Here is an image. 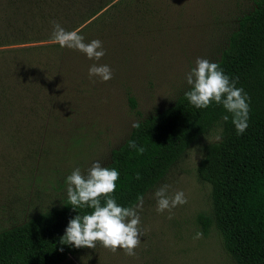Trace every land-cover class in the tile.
Segmentation results:
<instances>
[{
	"label": "rangeland",
	"instance_id": "rangeland-1",
	"mask_svg": "<svg viewBox=\"0 0 264 264\" xmlns=\"http://www.w3.org/2000/svg\"><path fill=\"white\" fill-rule=\"evenodd\" d=\"M131 1V18H100L83 31L85 42L101 40L106 54L95 61L82 53L77 65L66 67L39 94L15 129L0 132V232L61 206L67 176L77 167L87 175L96 161L106 166L134 122L161 112L191 87L186 74L197 57L220 59L240 17L256 5V0ZM94 63L109 65L112 78H89ZM221 132V124L209 128L146 193L138 209L143 236L136 255L97 242L61 264H237L216 226L204 233L199 221L200 214H212L213 202L211 184L198 169L207 145ZM165 184L169 195L183 191L187 203L158 213L154 193Z\"/></svg>",
	"mask_w": 264,
	"mask_h": 264
},
{
	"label": "trees",
	"instance_id": "trees-1",
	"mask_svg": "<svg viewBox=\"0 0 264 264\" xmlns=\"http://www.w3.org/2000/svg\"><path fill=\"white\" fill-rule=\"evenodd\" d=\"M132 7L131 0H0V132L15 129L39 94L61 79L66 67L80 62L78 50L36 44L52 41L53 22L82 35L100 18H131ZM215 62L247 94L244 133L237 134L232 114L222 105L197 109L185 91L169 107L138 121L105 167L119 171L112 194L117 203L134 207L202 134L221 124V139L207 145L198 169L211 184L213 202L212 214H200L199 221L204 233L216 226L237 264H264V0H256L253 10L240 17ZM130 100L137 105L134 97ZM92 211L74 209L66 197L61 206L1 231L0 264H61L79 254L85 247L62 243V237L70 219Z\"/></svg>",
	"mask_w": 264,
	"mask_h": 264
},
{
	"label": "clouds",
	"instance_id": "clouds-1",
	"mask_svg": "<svg viewBox=\"0 0 264 264\" xmlns=\"http://www.w3.org/2000/svg\"><path fill=\"white\" fill-rule=\"evenodd\" d=\"M52 42L58 43L61 47L78 50L90 60L99 61L106 54L101 40L85 42L80 30L67 31L58 22H53ZM195 65L186 74V82L191 86L190 90L185 92L188 101L197 109L207 108L213 102L222 105L232 114V123L237 134L244 133L248 127L250 110L244 89L237 87V81L225 74L217 62L197 57ZM88 75L89 78L96 76L107 82L112 78V70L109 65L94 63L89 67ZM223 119L227 121L229 117L225 115ZM139 126L138 121L132 125L134 128ZM216 139L220 140L221 137L218 135ZM129 146L141 154L144 152V148L138 147L135 141H129ZM201 157L203 158V153ZM119 175L117 169L102 166L100 161H96L88 169L87 175L77 167L67 176L69 204L74 209L88 207L93 211L83 216L78 214L69 220L62 243L76 248L95 249L99 242L112 252L123 249L126 255H136L135 249L139 247L143 236L138 212V209L142 208L143 199L139 197L140 203L134 207L119 205L112 195L116 190ZM168 188V185H162L154 193L158 213L165 210L171 213L172 208L187 203L183 191L169 195ZM101 197L105 199L103 205ZM201 235L202 233L198 232L195 238H200Z\"/></svg>",
	"mask_w": 264,
	"mask_h": 264
}]
</instances>
